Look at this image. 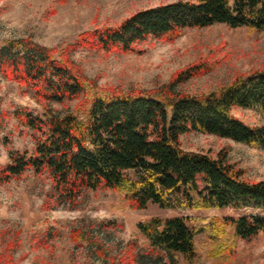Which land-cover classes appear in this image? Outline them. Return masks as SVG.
Returning <instances> with one entry per match:
<instances>
[{"label": "trees", "instance_id": "1", "mask_svg": "<svg viewBox=\"0 0 264 264\" xmlns=\"http://www.w3.org/2000/svg\"><path fill=\"white\" fill-rule=\"evenodd\" d=\"M216 24L263 33L264 0L158 5L117 26L80 33L62 48L42 46L29 37L4 41L0 77L31 91L46 119L32 116L26 108L12 113L35 133L34 145L30 150L9 151L7 162L0 165V186L32 171L49 176V204L74 207L83 191L105 189L132 210L155 205L163 210L258 212L203 219L199 225L183 216L154 217L137 224L151 253L196 262L200 256L195 240L202 237L199 250L212 264L232 260L238 240L264 235V180H245L243 170L228 162L226 149L215 157L183 151L180 137L198 132L264 150V66L210 93L176 91L212 69L213 64L200 61L176 72L154 91L124 93L98 87L72 58L78 48L140 54L137 46L148 39L172 42L184 30ZM69 101H76L73 113L59 115L51 106ZM235 107L256 112L262 123L245 125L231 114ZM81 238L80 231L70 233L74 243ZM127 255L126 261L133 264L137 255ZM4 262L0 253V264Z\"/></svg>", "mask_w": 264, "mask_h": 264}, {"label": "rangeland", "instance_id": "2", "mask_svg": "<svg viewBox=\"0 0 264 264\" xmlns=\"http://www.w3.org/2000/svg\"><path fill=\"white\" fill-rule=\"evenodd\" d=\"M177 1L197 0H0V44L29 37L42 46L62 48L72 44L80 33L114 27L138 11ZM137 49L142 53L78 48L72 58L87 77L96 80L98 87L124 93L154 91L176 72L200 61L213 64L212 69L177 86L176 91L190 95L210 93L229 85L236 76L264 66V32L231 30L221 24L184 30L172 42L148 39ZM75 105L76 101H69L51 106L63 115L75 112ZM20 108L46 119L31 91L0 77V165L7 162L9 151L30 150L34 145L35 133L12 116ZM231 114L247 126L262 123L252 110L235 107ZM180 146L183 151L210 157L226 149L228 162L243 170L245 180H264L262 149L198 132L182 135ZM50 189L49 176L32 171L0 186L3 264H129L128 252L137 255L133 264H212L199 250L202 237L195 240L199 259L188 263L179 256L151 253L137 224L154 217L183 216L193 218L199 225L203 219L258 213L232 209L163 210L155 205L132 210L117 194L105 189L83 191L76 205L70 207L49 204ZM72 231L82 233L77 243L70 239ZM9 259L11 262H7ZM225 264H264V235L247 242L238 240L234 258Z\"/></svg>", "mask_w": 264, "mask_h": 264}]
</instances>
